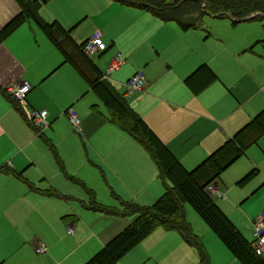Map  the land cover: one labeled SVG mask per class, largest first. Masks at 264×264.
I'll list each match as a JSON object with an SVG mask.
<instances>
[{
  "label": "crops",
  "instance_id": "1",
  "mask_svg": "<svg viewBox=\"0 0 264 264\" xmlns=\"http://www.w3.org/2000/svg\"><path fill=\"white\" fill-rule=\"evenodd\" d=\"M59 1L57 10L61 11L58 5ZM92 3L94 4V2ZM92 3L87 5L89 10L80 11L74 16L83 15L81 20H94L97 13H95L96 8ZM107 3L111 6L139 9L114 0H108ZM41 8L42 6L39 5L34 17L30 19L35 21L36 17L39 21L51 23V21H47L40 15ZM18 12L19 5L15 0H0V28L16 16ZM145 12L147 15L143 18L151 25L140 27L139 29L144 31L137 34L142 42H147L152 47L153 52L150 53L148 62L158 58L166 68L158 73H151L149 66L146 65L144 87L140 91L133 92L138 94L129 103L125 97L133 93L126 92V88L122 89L121 85L120 89L117 90L111 83V80H113L111 76L119 72L125 65V59L121 60L122 63L118 69L111 72L106 80H103L114 87L115 91L145 122L170 153L186 169L190 170L264 109V78L250 80L251 77L253 78L254 73H251L245 67L239 68L225 64L213 51L208 49L204 41L209 36V32L205 30L203 24L205 15L201 20V28L182 31L175 22H165L152 13ZM52 16L56 17L53 21L63 27L64 24L59 13L54 11ZM215 18H227L231 21L228 17ZM262 20H264V16L231 22L234 26L239 23ZM35 23L37 25L36 21ZM23 25L25 23L21 26ZM27 26L29 33L36 41L38 28L36 26L33 28L29 23ZM64 29L66 30V28ZM16 30L0 44V264H83L114 235L131 223L135 215L117 217L90 209L88 191L91 192V188H95V186L88 182L86 183L91 188L84 186L88 195V205L78 204L74 196L71 199L72 203L66 205L64 198L54 190L53 185L49 182L46 171L38 167L41 166V161L33 156L31 146L34 142H41L43 145L46 143L52 151H55L54 146L50 143L51 141L44 134L50 123L44 129L38 130L28 123L24 113L25 109H40L47 111V119L60 116V112L56 113L53 110L52 105L54 106V104L51 105L50 101L45 105L41 104V100H37L41 96L42 82L46 78V74H50L55 68L53 62H55L58 54L54 52L53 56V52L50 51L47 55L48 58L39 60L41 66L35 65L22 47L15 44L14 33ZM203 32L206 35L202 37ZM75 34L76 29L72 30L69 36L76 45H80L94 32L85 36ZM101 35L109 40V46L116 43V36L108 34L106 29H103ZM47 41L49 44L51 43L48 39ZM262 42L264 44V39ZM134 44L135 42L130 43L131 46ZM50 45L53 47L52 44ZM107 50L108 46L105 51L95 56L101 58ZM247 51L252 52V47H249ZM260 51L262 50L260 49ZM241 52H244V50ZM119 54L114 55L112 59L115 56L120 58ZM62 61L63 59L56 67L67 63ZM262 63L264 61H259L260 67ZM69 65L73 68L71 64ZM202 65L206 66L208 70L198 72L197 76L190 78L189 84L186 83V79ZM95 67L100 71L102 79V73L106 67L102 70L96 65ZM35 68L38 69L35 70ZM74 71L75 75L77 74V77L84 81L75 69ZM211 72L213 75H211ZM129 78L131 77H127V80ZM82 80L75 77V81L73 80L74 86H80ZM16 81L27 82L30 86L24 100L19 102L17 106L4 92L7 85ZM85 84L87 89L93 93L86 82ZM123 90L125 91L123 92ZM96 98L105 107V114L97 111L96 103L87 106L85 112L90 111L96 120L98 114L101 115L102 118L97 121V126L101 124L115 125L119 129L115 132L116 137H114L109 147L112 155L111 159L108 162H88L89 165L93 164L99 170L105 187L109 189L110 195L114 199L107 201L108 203H98L119 208L121 202H133L132 200H126L129 198L124 195L126 191L140 192L129 195L138 202L141 201L137 198L144 195L147 200L153 198L151 203L154 202L164 192L166 181L158 177L156 165L143 146L123 129L109 121L106 106L97 96ZM89 102L95 101L90 100ZM89 117L83 121L88 129L95 123L94 118L91 115ZM60 118L63 119V116H60ZM84 129L86 128L84 127ZM84 129L83 135L80 137L86 135V133L84 135ZM263 139L264 132L254 143L247 146L238 158L246 155L250 162H254L257 148L253 147L261 149L264 155ZM122 158H125L130 166L137 167L134 170L136 181L130 179L127 181V177L119 170V162ZM252 170L254 171L251 175L253 177L260 172L259 168L253 165L242 175L241 179ZM224 171L214 183L223 194V197H214V200L226 198L221 180ZM263 184L264 179L261 180V184L255 190L257 191ZM42 191L49 194L45 195ZM143 191H145L144 194H142ZM93 197L96 201L94 195ZM50 203H57L55 204L57 208L55 221L62 230L65 228L66 234H68L67 226L70 223L77 224V227L75 225L73 227L74 233L68 234L73 236L69 243L72 247L63 248L62 245L64 244H61L58 238L51 236L49 215L54 213L56 209L51 207ZM218 206L221 210L224 208L222 203ZM83 213L90 215V217H86L90 221L83 219L85 217L82 216ZM224 214L241 233L236 225L237 222L225 212ZM61 215H64L63 219H58ZM256 216L251 218V223ZM100 218L105 221L107 226L97 228ZM117 218L125 219L121 224L116 223L113 225L111 219ZM108 220L109 224L106 222ZM178 235L180 236L179 233ZM253 240L252 234L251 242L247 241L253 243ZM36 243L44 244L46 251L42 254L35 253ZM59 247L62 248V251L55 252ZM198 262L197 251L186 243L181 236L174 239L152 241L146 236L115 264H198Z\"/></svg>",
  "mask_w": 264,
  "mask_h": 264
},
{
  "label": "rangeland",
  "instance_id": "2",
  "mask_svg": "<svg viewBox=\"0 0 264 264\" xmlns=\"http://www.w3.org/2000/svg\"><path fill=\"white\" fill-rule=\"evenodd\" d=\"M107 2L108 0H60L58 5L61 11H58V0H52L47 4H40L42 6L40 15L47 19V21L54 22L53 19L56 17L52 16V12L57 11L66 27L61 25L66 28V31H69V34L74 29H76L75 35L80 36L90 35L95 31L102 32L103 29H106L108 34L115 35L116 43L112 46H109V40H106L101 35L105 45L108 46V50L104 54L106 56L105 58H103L104 56H101V58L95 56L91 58V61L102 70L114 55L120 53V58H118L120 60L125 59L126 63L119 72L111 76L113 79L111 83L117 90L120 89V85L122 89H125L123 85L127 77H131L134 72L141 71L145 76L146 65L149 66L151 73H158L166 67L158 58L148 62L150 53L153 52L152 47L149 43L142 42L137 34L144 31L143 29H139L140 27L151 25L150 22H146L143 18L147 13L139 9H129V7L125 6H111ZM89 3H92L94 8H96L95 13L97 14H95L94 20H81L83 15L74 16L80 11L89 10V6H87ZM24 23L25 25L21 26ZM24 23L20 25L21 27L18 26L17 30L15 29L14 42L17 46L22 47L23 51L31 57V61L35 65L41 66L39 60L48 58L47 55H49L50 51L53 52V56L54 52L58 54L55 62H53L55 63V68L50 74H46V78L42 82L41 96L37 100H41V104L45 105L50 101L51 105L54 104V106L52 105L53 110L56 113L60 112V116H63V119L66 121L61 119L60 116L48 119L50 126L47 127L46 131L44 130V134L51 141L50 143L54 146L55 151H52L46 143L43 145L41 142H34L31 146V153L41 161V166L38 167L46 171L49 182L53 185L54 190L64 198L66 205L71 202L73 196L78 204L88 205V195L84 186L91 187L86 182L92 183L95 186V188H91V192L97 202L108 203L107 201L114 199L110 195L109 189L105 187L99 170L93 164L89 165L88 162H108L111 159L112 155L109 147L114 137H116L115 132L119 129L115 125L101 124L97 126V121H100L102 118L101 115L98 114V119L96 120L90 111L88 113L85 112L86 107H89L92 103H96L97 111L105 114L103 104L87 89L85 82L79 79L77 74L75 75L74 69L68 63H63L56 67L61 61L62 56L48 37L43 34L40 27L36 25L35 21L28 18ZM28 23L33 28L36 26L37 30H39L36 41L29 33V29L27 28ZM203 24L205 30L209 32V36L204 39L208 49L213 51L225 64L239 68L245 67L251 73H254L253 78L251 77L250 80L264 78V63H262L261 67L259 64V61H264V44L262 42L264 39V20L239 23L233 26L232 22L227 18L216 19L211 15H205ZM205 35L206 33L203 32L201 36ZM133 42L135 44L131 46L130 43ZM249 47H252V52L247 51ZM243 50L244 52H241ZM37 69L35 68V70ZM74 76L78 80H82L80 86H74ZM76 92L77 94H75ZM136 94L138 93L126 96V101L128 103L131 102L136 97ZM90 100H94L95 102H89ZM68 107H72L78 114L83 129L84 127L86 128L84 129L85 136L80 137L74 131L65 115ZM24 115L26 116L25 113ZM90 115L94 118L95 123L88 129L83 121ZM262 142H264V139ZM253 148H257L254 162H250L247 156L244 155L229 165L223 172L221 180L224 185L223 189L226 198L215 199L217 205L223 204L224 208L222 210L237 222V227L250 242L252 240L251 218L258 214L264 215V184L257 191L255 190L261 184V180L263 181L264 179V155L258 147ZM253 165L260 170L258 175L239 181L242 175ZM136 168L130 166L125 158H122L119 162V170L127 177V181L129 179L132 181L137 180L134 172ZM228 187H230L229 190ZM138 193L140 192L126 191L124 195L129 197L126 200H132L138 205H147L153 201V198L147 200L145 195L137 198L141 202L129 196ZM144 193L145 191L142 192V194ZM55 204L57 203H50L51 207H54L56 210L49 215V229L51 236L58 238L61 244H64L62 247L67 249L72 247L69 243L73 239V236L66 234L65 228L62 230V228L57 226L55 221L57 208ZM184 209L186 220L207 253L209 264H241L233 258L230 250L200 217L192 205L186 203ZM63 216L61 215L58 219H63ZM82 216H85L83 217L85 221H90L86 218L90 217V215L83 213ZM124 219L117 218L111 220H113L112 224L115 225L116 223L121 224ZM106 222L109 224V220ZM74 225L77 227L75 223H70L67 227H74ZM102 226H107V224L100 218L97 228ZM157 228L147 235L149 240L180 237L175 231H166L161 227ZM61 251L62 248L59 247L55 252Z\"/></svg>",
  "mask_w": 264,
  "mask_h": 264
},
{
  "label": "trees",
  "instance_id": "3",
  "mask_svg": "<svg viewBox=\"0 0 264 264\" xmlns=\"http://www.w3.org/2000/svg\"><path fill=\"white\" fill-rule=\"evenodd\" d=\"M15 1L19 5V12L0 28V44L27 18H33L37 7L48 0ZM114 1L148 11L162 21L175 22L182 31L201 28V20L204 15L219 18L228 17L233 22L264 16V0ZM35 21L61 54L62 62L71 64L87 83L89 89L104 103L109 114V121L123 129L143 146L156 165L158 177L166 181L164 192L150 205L145 206L134 202H121L119 208L102 205L96 202L91 192L88 191L90 209L117 217L132 214L135 217L131 223L114 235L83 264H115L157 227L177 231L184 241L197 251L198 264H209L207 253L186 220L184 209L186 203L192 205L200 217L230 250L232 256L241 264H264V258L255 255L252 250V243L248 242L234 227L206 191V186L210 183L214 184L222 171L240 157L245 148L254 143L264 132V109L220 147L207 155L195 167L188 170L128 106L114 87L101 79L100 71L92 63L91 58L82 52V44L76 45L70 38L69 33L57 22L47 23L39 21L36 17ZM206 69L208 70L204 65L198 67L186 79V83L189 84L190 78L197 76L198 72ZM211 75H213L212 72ZM9 99L16 106L21 102L10 97ZM26 120L28 121L27 118ZM28 123L30 122L28 121ZM30 124L32 125V123ZM253 172L252 170L245 174L241 181L249 178L253 175ZM42 192L45 195L49 194L46 191Z\"/></svg>",
  "mask_w": 264,
  "mask_h": 264
},
{
  "label": "built area",
  "instance_id": "4",
  "mask_svg": "<svg viewBox=\"0 0 264 264\" xmlns=\"http://www.w3.org/2000/svg\"><path fill=\"white\" fill-rule=\"evenodd\" d=\"M106 48L107 46L102 40L101 32L95 31L92 36H90L88 39L82 42L81 50L85 55L89 57H93L105 51ZM121 63L122 61L118 58V56H115L113 59H111V61L108 63L107 67L105 68L104 72L102 73V79L106 80L111 72L115 71L120 67ZM145 82L146 81L144 74L141 71L135 72L131 76V78H129L124 83L126 92L133 93L142 90ZM29 90H30L29 84L24 81L12 82L11 84L5 87V92L8 94V96L17 101L24 100ZM25 114L28 121L32 123V125L36 127L38 130H42L46 126H48L46 110L25 109ZM65 115L67 116L69 122L71 123L74 131L79 136H82L83 127L76 111L72 107H68L65 111ZM206 191L212 198L223 197V194L215 184L212 183L208 184L206 186ZM67 233L73 234L74 228L68 227ZM252 234L254 237L252 243V250L255 253V255L263 257L264 256V215L262 214L257 215L253 219ZM34 251L37 254H42L46 251V246L42 243H36Z\"/></svg>",
  "mask_w": 264,
  "mask_h": 264
},
{
  "label": "bare ground",
  "instance_id": "5",
  "mask_svg": "<svg viewBox=\"0 0 264 264\" xmlns=\"http://www.w3.org/2000/svg\"><path fill=\"white\" fill-rule=\"evenodd\" d=\"M212 198V197H211Z\"/></svg>",
  "mask_w": 264,
  "mask_h": 264
}]
</instances>
